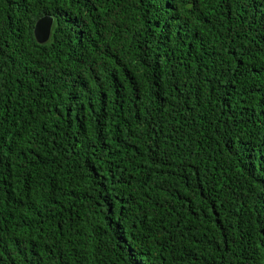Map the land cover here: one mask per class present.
Masks as SVG:
<instances>
[{
  "label": "trees",
  "instance_id": "16d2710c",
  "mask_svg": "<svg viewBox=\"0 0 264 264\" xmlns=\"http://www.w3.org/2000/svg\"><path fill=\"white\" fill-rule=\"evenodd\" d=\"M0 264H264V0H0Z\"/></svg>",
  "mask_w": 264,
  "mask_h": 264
},
{
  "label": "water",
  "instance_id": "95a60500",
  "mask_svg": "<svg viewBox=\"0 0 264 264\" xmlns=\"http://www.w3.org/2000/svg\"><path fill=\"white\" fill-rule=\"evenodd\" d=\"M51 19L48 16H41L34 25V33L38 40L44 41L49 33Z\"/></svg>",
  "mask_w": 264,
  "mask_h": 264
}]
</instances>
